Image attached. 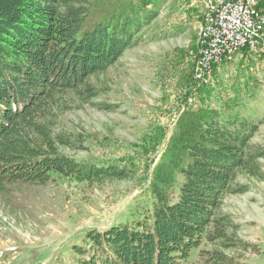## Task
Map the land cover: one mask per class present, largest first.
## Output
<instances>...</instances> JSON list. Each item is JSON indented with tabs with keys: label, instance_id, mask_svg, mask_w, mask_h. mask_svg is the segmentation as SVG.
I'll use <instances>...</instances> for the list:
<instances>
[{
	"label": "trees",
	"instance_id": "trees-1",
	"mask_svg": "<svg viewBox=\"0 0 264 264\" xmlns=\"http://www.w3.org/2000/svg\"><path fill=\"white\" fill-rule=\"evenodd\" d=\"M148 5L0 0V188L134 176L125 165L78 160L65 149L79 148L81 136L56 128L60 115L77 103L104 111L118 107L96 100L108 89L98 82L158 17L159 8ZM227 61L214 66L208 85L192 90L191 80L188 98L210 89ZM257 129V119L226 107L184 109L153 168L150 203L132 212L131 221L89 229L72 245L76 264H240L227 250L246 246L238 236L240 224L223 205L228 195L249 189L242 174L261 175L264 150L252 142Z\"/></svg>",
	"mask_w": 264,
	"mask_h": 264
},
{
	"label": "rangeland",
	"instance_id": "rangeland-1",
	"mask_svg": "<svg viewBox=\"0 0 264 264\" xmlns=\"http://www.w3.org/2000/svg\"><path fill=\"white\" fill-rule=\"evenodd\" d=\"M143 1L159 8L158 17L98 82L108 89L96 100L118 107L104 111L77 103L60 115L56 128L81 136L79 148L65 149L78 160L125 165L135 170L134 176L102 183L72 179L45 185L5 183L0 188V264H76L72 245L80 243L89 229L131 221L132 212L138 214L150 203L153 168L177 117L188 107L211 104L257 119L252 142L264 150L260 55L236 53L219 67L212 87L188 101L205 2ZM260 163V176L240 177L249 189L228 195L223 205L240 224L238 236L246 246L227 249L240 264H264V156Z\"/></svg>",
	"mask_w": 264,
	"mask_h": 264
},
{
	"label": "built area",
	"instance_id": "built-area-1",
	"mask_svg": "<svg viewBox=\"0 0 264 264\" xmlns=\"http://www.w3.org/2000/svg\"><path fill=\"white\" fill-rule=\"evenodd\" d=\"M201 39L193 65L192 90L212 81L214 66L244 49L264 53V11L258 0H204ZM191 94L188 100L194 99Z\"/></svg>",
	"mask_w": 264,
	"mask_h": 264
},
{
	"label": "crops",
	"instance_id": "crops-1",
	"mask_svg": "<svg viewBox=\"0 0 264 264\" xmlns=\"http://www.w3.org/2000/svg\"><path fill=\"white\" fill-rule=\"evenodd\" d=\"M258 2H259V8L264 11V0H258ZM203 4H204V2H203ZM203 6L205 7V4ZM260 57L262 58V60H264V57H262V56H260Z\"/></svg>",
	"mask_w": 264,
	"mask_h": 264
},
{
	"label": "bare ground",
	"instance_id": "bare-ground-1",
	"mask_svg": "<svg viewBox=\"0 0 264 264\" xmlns=\"http://www.w3.org/2000/svg\"><path fill=\"white\" fill-rule=\"evenodd\" d=\"M200 39H201V30H200V37H199V41H200ZM199 41H198V42H199Z\"/></svg>",
	"mask_w": 264,
	"mask_h": 264
}]
</instances>
